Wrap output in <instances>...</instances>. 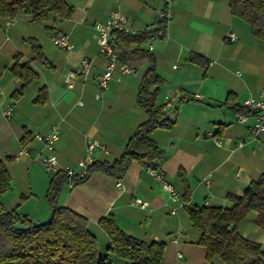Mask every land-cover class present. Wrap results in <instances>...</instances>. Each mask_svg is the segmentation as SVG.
I'll list each match as a JSON object with an SVG mask.
<instances>
[{"label": "crops", "instance_id": "obj_1", "mask_svg": "<svg viewBox=\"0 0 264 264\" xmlns=\"http://www.w3.org/2000/svg\"><path fill=\"white\" fill-rule=\"evenodd\" d=\"M66 1L74 9L63 20L54 12L41 22L24 11L13 18L0 17V161L10 176L9 189L0 194V208L32 222L49 218L46 192L51 175L41 163L50 150L36 135L44 137L56 129L57 168H76L86 137L105 147L94 152V160L111 162L146 119L137 104V91L147 63L133 72L115 65L98 98L95 81L78 73L82 58L89 60L93 73L106 66L107 57L96 41V23L119 12L136 33L155 25L156 10L165 2ZM169 9L164 34L147 40L145 46L152 45L155 70L161 77L155 103L173 122L170 128L150 133L163 150L156 170L174 187L178 200L149 168L132 161L120 186L116 179L94 171L72 188L64 185L59 203L87 218L101 254L108 238L98 221L111 215L126 234L147 244L162 243L161 264H226L217 257L207 259L198 243L201 232L193 228L186 206L230 207L227 194L243 195L248 184L264 174V132L253 137V115L240 121L229 107V101L241 106L246 98L264 93V38L252 34L249 24L231 12L229 0H171ZM54 32L65 34L70 48L55 44ZM231 32L236 36L233 41L228 38ZM31 37L40 43L48 64L34 58L26 41ZM17 55L37 78L13 99L11 94L21 83L11 71ZM41 88L46 97L38 103ZM8 106L12 114L7 116ZM187 190L189 200L184 202ZM136 199L147 205L133 204ZM256 216L249 210L237 230L264 250V228L255 223ZM106 260L129 264L115 256Z\"/></svg>", "mask_w": 264, "mask_h": 264}, {"label": "trees", "instance_id": "obj_2", "mask_svg": "<svg viewBox=\"0 0 264 264\" xmlns=\"http://www.w3.org/2000/svg\"><path fill=\"white\" fill-rule=\"evenodd\" d=\"M229 6L235 16L249 24L252 34L264 38V0H229ZM166 8L164 2L162 9ZM73 9L66 0H0V17L13 18L17 12L24 11L35 22L46 19L49 12L56 13L60 20L67 19ZM164 30L165 22L161 21L136 33L110 30L109 42L118 62L133 68L148 64L137 91V104L145 112L146 119L135 128L119 158L111 162L94 160L83 178H75L76 183L87 180L94 171L120 180L132 161L145 168L157 169L163 150L151 139L150 133L156 128H170L173 122L155 103L161 77L156 73L155 59L145 43L150 37L163 35ZM26 41L34 58L48 64L38 40L31 37ZM11 71L21 80L11 94V98L17 99L37 74L27 62L21 63L18 55ZM45 97L46 90L41 88L35 101L43 103ZM229 107L236 113H252L249 108L230 101ZM67 182L66 172L57 170L51 173L46 192L49 218L44 222H32L16 211L0 208V264H99L109 256L129 264H161L162 243L147 244L126 234L111 215L98 221L108 238L105 252L101 254L87 218L59 203L61 190ZM9 187V173L0 161V194ZM227 199L232 203L230 207L186 206L193 228L201 232L198 243L204 247L207 259L217 257L226 264H264L261 244L246 239L237 230L238 223L249 210L257 212L255 223L264 228V174L252 180L243 195L227 194ZM183 200H189L188 190Z\"/></svg>", "mask_w": 264, "mask_h": 264}, {"label": "built area", "instance_id": "obj_3", "mask_svg": "<svg viewBox=\"0 0 264 264\" xmlns=\"http://www.w3.org/2000/svg\"><path fill=\"white\" fill-rule=\"evenodd\" d=\"M171 0H165L167 3V8L165 10L157 9L156 10V20L161 22H166L170 19L171 13L169 9V3ZM95 28L97 30V36L96 41L98 44L99 52L102 53L107 57V63L104 68V70L101 73H93L90 71L91 64L89 60L86 58H82L80 62V67L78 69V73L84 77H88L91 80L95 81L97 85V92L95 93V97L98 98L102 91L107 87V83L109 79L112 76V71L115 65H118L119 68L124 72H133L134 68L128 66L125 63L118 62L117 55L113 52L112 45L109 42V32L112 29H119L127 33H133V30L128 26L127 24V18L125 15L119 13V12H112L107 20L105 22H98L95 25ZM235 34L231 32L228 35V38L230 41H233L235 39ZM53 42L63 48H70V44L68 43L67 37L65 34L61 32H54L51 36ZM154 37H150L148 39L151 40ZM152 45L148 44V49L152 50ZM242 106H245L252 110V115L254 117V121L250 126V133L253 137H256L261 132H264V93H261L257 97H248L242 102ZM5 115H11V109L8 106L4 110ZM237 118L240 121H245L247 119V114L243 113H237ZM58 133L56 129L51 130V132L44 137L41 135H36V138L43 140L45 145L49 148L50 152L41 158V163L43 167L48 172H55L57 170H62L66 172L68 175V182L67 185L69 188H72L76 182L75 178H83L87 172V167L94 161L93 154L97 149L104 150V145L99 142L98 140L92 138V137H86L85 139V151L83 157L78 161L77 167L72 166H65L60 169L57 168L58 161L55 153L53 152L54 143L57 140ZM216 144H219V140H215ZM149 172L154 175L156 178H158L162 184V187L168 192V194L171 196V198L174 201L178 200L177 193L174 189V187L163 181L161 172L150 169ZM205 182H207V179H205ZM117 186H120V180H117L116 182ZM133 204H138L140 207H145L147 205L146 201H142L139 199H136L132 202ZM173 210H171L172 212ZM114 262L112 260H106L103 262H100L99 264H113ZM126 264V263H124Z\"/></svg>", "mask_w": 264, "mask_h": 264}]
</instances>
